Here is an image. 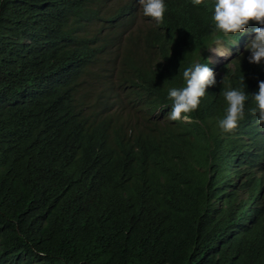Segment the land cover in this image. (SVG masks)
<instances>
[{"label":"trees","instance_id":"1","mask_svg":"<svg viewBox=\"0 0 264 264\" xmlns=\"http://www.w3.org/2000/svg\"><path fill=\"white\" fill-rule=\"evenodd\" d=\"M111 1L0 0V264H264V125L252 99L217 124L223 91L264 81L261 25L224 36L215 0H165L160 24L117 0L105 19ZM197 62L217 83L172 121Z\"/></svg>","mask_w":264,"mask_h":264},{"label":"clouds","instance_id":"2","mask_svg":"<svg viewBox=\"0 0 264 264\" xmlns=\"http://www.w3.org/2000/svg\"><path fill=\"white\" fill-rule=\"evenodd\" d=\"M137 2L140 11L143 9L142 15L151 17L158 24L163 22L167 10L165 0H138ZM203 3L204 0H193L194 5ZM118 4L117 0L109 2L108 13L103 18L111 17ZM213 20L215 28L226 37L243 33L251 22L261 25L254 29L255 37L246 46V50L250 52L249 63L259 65L264 61V0H215ZM208 49L219 57L231 55V52L221 41H217L215 46ZM211 62L210 60L209 63ZM182 76L185 86L173 87L168 90V97L173 102L168 118L172 121L187 120V114L198 109L201 99L206 95V89L217 83L213 70L207 64L199 62L185 68ZM241 79L242 88L229 86L222 93L228 107L226 114L223 118L218 119L217 124L219 129L225 133L234 132L239 127L240 121L245 117V105L249 99H252L256 104V108L251 110L252 114L258 117L256 123L264 125V81L259 82L258 93L249 94L245 91L244 78ZM226 80L227 75L223 77L222 84ZM38 254L43 255L42 252Z\"/></svg>","mask_w":264,"mask_h":264},{"label":"rangeland","instance_id":"3","mask_svg":"<svg viewBox=\"0 0 264 264\" xmlns=\"http://www.w3.org/2000/svg\"><path fill=\"white\" fill-rule=\"evenodd\" d=\"M126 2H128V0H123V2L121 3V4H123V3H126ZM125 42V41H124ZM123 42V43H124ZM237 47H239V46H237ZM229 50V49H228ZM230 51V50H229ZM231 55H232V53H231ZM230 55V56H231ZM230 56H228V57H219V56H216L214 53H212L211 52V57H210V60L212 61V63L215 65V64H219V63H221V62H225Z\"/></svg>","mask_w":264,"mask_h":264}]
</instances>
